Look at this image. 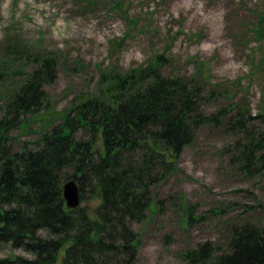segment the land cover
I'll list each match as a JSON object with an SVG mask.
<instances>
[{
    "label": "rangeland",
    "instance_id": "1",
    "mask_svg": "<svg viewBox=\"0 0 264 264\" xmlns=\"http://www.w3.org/2000/svg\"><path fill=\"white\" fill-rule=\"evenodd\" d=\"M44 56L57 60V76L43 108L10 131L17 151L24 142L36 147L39 133L98 96L102 73L137 70L156 56L165 75L212 94L209 111L254 127L263 121L264 0H0V66L9 75L1 90L9 93ZM236 137L224 125L201 128L177 170L152 188L146 218L132 225L137 264H186L197 242L221 246L232 224L264 218V175L246 177L229 161ZM9 256L31 257L0 243V258Z\"/></svg>",
    "mask_w": 264,
    "mask_h": 264
},
{
    "label": "trees",
    "instance_id": "2",
    "mask_svg": "<svg viewBox=\"0 0 264 264\" xmlns=\"http://www.w3.org/2000/svg\"><path fill=\"white\" fill-rule=\"evenodd\" d=\"M159 57L134 71L102 73L100 97L75 104L39 133L36 147L24 142L19 151L10 131L43 108L58 62L34 58L9 93L1 90L9 75L0 66V243L31 255L0 264H137L133 223L144 221L152 188L177 170L184 149L207 125L237 134L229 161L244 176L264 175V117L254 127L243 117H225V109L209 111L212 94L165 75ZM71 179L79 188L75 208L62 194ZM94 199V208L82 204ZM192 209L185 206L187 225ZM183 256L186 264H264V218L232 224L223 245L203 240Z\"/></svg>",
    "mask_w": 264,
    "mask_h": 264
},
{
    "label": "water",
    "instance_id": "3",
    "mask_svg": "<svg viewBox=\"0 0 264 264\" xmlns=\"http://www.w3.org/2000/svg\"><path fill=\"white\" fill-rule=\"evenodd\" d=\"M62 194L68 208H75L80 204L79 188L73 179L63 184Z\"/></svg>",
    "mask_w": 264,
    "mask_h": 264
},
{
    "label": "bare ground",
    "instance_id": "4",
    "mask_svg": "<svg viewBox=\"0 0 264 264\" xmlns=\"http://www.w3.org/2000/svg\"><path fill=\"white\" fill-rule=\"evenodd\" d=\"M195 14H196V15H198V13H197V12H195Z\"/></svg>",
    "mask_w": 264,
    "mask_h": 264
}]
</instances>
